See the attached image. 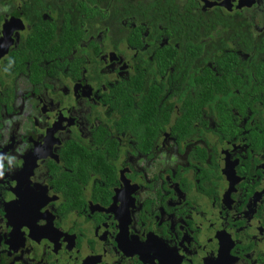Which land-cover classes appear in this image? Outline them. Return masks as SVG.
I'll return each mask as SVG.
<instances>
[{
    "label": "flooded vegetation",
    "instance_id": "obj_1",
    "mask_svg": "<svg viewBox=\"0 0 264 264\" xmlns=\"http://www.w3.org/2000/svg\"><path fill=\"white\" fill-rule=\"evenodd\" d=\"M223 2L201 10L200 0H0V24L20 35L0 57L3 156L19 158L16 148L40 139L57 100L70 113L68 105L76 104L78 115L81 98L95 99L86 120L61 121L59 131L67 128L69 138L54 154L59 160H47L45 187L58 196L50 201L49 214L61 235L37 240L25 234L18 248L0 245V264H83L89 254L95 264H145L117 239L125 228L112 210L113 196L125 182L132 188L129 234L135 224L144 235L154 230L174 236L183 254L180 264H207L219 256L222 243L231 244L233 264H264V99L246 98L239 110L231 94L220 90L228 113L200 104L197 114L196 107L190 111L187 98L195 100L196 93L185 91L187 83L165 77L166 71L155 73L162 59L173 71L179 54L189 49L195 54L189 66L195 78L228 81L243 75L239 66L258 77L255 64L264 62V0L239 8L235 0ZM247 9L252 12L244 13ZM46 22L54 24L55 35L44 48L33 45ZM62 31L68 42L56 43L68 46L54 51ZM171 47L176 56L169 60ZM109 62L120 69L115 82L100 71ZM259 81L263 85L264 78ZM88 87L92 92L86 96ZM239 92L248 91L233 90ZM152 96L164 106L161 112L156 106L162 125H153L142 112ZM185 101L187 113L181 108ZM177 122L185 129L182 135L174 130ZM81 123L89 134L78 131ZM148 125L153 129L144 133ZM104 161L114 164L109 174Z\"/></svg>",
    "mask_w": 264,
    "mask_h": 264
},
{
    "label": "snow or ice",
    "instance_id": "obj_2",
    "mask_svg": "<svg viewBox=\"0 0 264 264\" xmlns=\"http://www.w3.org/2000/svg\"><path fill=\"white\" fill-rule=\"evenodd\" d=\"M220 2L224 3L223 0H220ZM246 2L250 5L252 0L250 2L249 0H235L237 8ZM216 3L217 0H200L201 10L210 9ZM232 7L233 4L230 2L229 12ZM208 14L210 15L211 12ZM83 39L86 40L87 38ZM19 41V32L14 33L6 25L0 24V57H3L11 45L18 44ZM120 58L123 59V56L121 55ZM100 71L109 73L112 77L109 82H115L114 77L120 72V69L115 63L109 62L101 66ZM84 72L87 74L88 69L85 68ZM65 91H67V88H65ZM90 92H92L91 87L85 89L86 96ZM41 99L43 98L41 97ZM94 104L95 99L88 103L84 98H81L79 106L83 109V112L77 115L75 112L76 104L68 105L69 108L73 109L70 113L62 108L59 100H57L53 105L55 112L48 113L45 118L40 139L34 141L30 147L21 146L15 149L17 153L21 154L19 158L3 156V151L7 149L4 146L5 138L0 137V204H3V207H0V245H2V248H7L8 244H11L13 248L24 245L25 234L34 236L37 240L41 236L56 240L61 235L57 230L58 225L54 226L53 217L49 214L50 201L58 199V196L55 192L49 193V189L45 187L47 181L43 177L47 175V160L49 157H54L58 161L59 156L54 154L58 150L60 141L69 138L67 128L64 129L63 133L59 131L63 127L61 121H64L66 125H72L79 122L81 118L86 120L84 113H91ZM78 131L86 135L89 134L84 123L80 124ZM7 143L11 147V141ZM164 143L167 144V140ZM160 150L157 149V152ZM41 160L45 163L41 164ZM13 164L15 165L14 168L11 167ZM230 168L231 165L229 164L225 171ZM9 185L11 186L10 193L5 196L4 193ZM131 192L132 188L125 182L123 187L117 188L113 196L112 210L117 213L121 224L125 228V231L117 237L120 240V247L138 252L145 264H180L183 254L179 251V244L174 236L167 237L166 234L162 235L154 230H149L144 235L140 233L139 228L135 227V224L132 225L135 230L131 234L127 232V206L132 203ZM5 200L9 202L4 203ZM237 211H240V209ZM5 233H11V235L6 237ZM5 239L7 243H2ZM229 247H231V244L225 246L222 243L219 256L215 260L207 259V264H233V257L228 252ZM86 258L88 259L86 260ZM86 258L83 264H95L97 260L90 254ZM117 264H119V261Z\"/></svg>",
    "mask_w": 264,
    "mask_h": 264
},
{
    "label": "trees",
    "instance_id": "obj_3",
    "mask_svg": "<svg viewBox=\"0 0 264 264\" xmlns=\"http://www.w3.org/2000/svg\"><path fill=\"white\" fill-rule=\"evenodd\" d=\"M7 2L11 4L12 0H7ZM223 20H225L224 23H226V21H229L228 16L223 17ZM53 29H54V24L46 22V26L43 27V29L41 28V32L40 31L38 32V35L36 36V41L33 40V45L37 44L42 48L46 47V44L48 43L47 41L51 38V36L55 35V33L53 32ZM60 35L61 36L59 37V39L54 40V43L52 44V47L55 46L53 49L54 51L62 48L63 46H68V44L56 43V42H68V36L66 34V31H62ZM171 52L169 56L167 57L169 60L171 57L176 56L175 55L176 52L174 49H172V47H171ZM262 52H264L263 49H262ZM194 57H195V54L193 53V51L186 49L184 53L179 54L180 64L175 65L173 67V71L170 69V67H168L169 63H168V60L166 59L164 60L162 59V66L159 68L158 71H155L157 75L165 73L166 71L165 77L166 76H168L169 78L173 77L175 80L177 79L179 83L180 82L187 83L185 91L192 90L194 93H196L195 100L192 97H189V98L186 97L187 100L190 101V103H192L191 109H190V105H188L189 104L188 101H185V103L181 106L182 110L185 113H187V110L189 109L192 112L194 110V107L197 108L200 106V104H206L209 106H213L218 111H223L224 113L227 114L228 110L226 106L229 105L226 99L227 96L224 94H220L219 93L220 90L228 94H231L230 98L234 101L235 106L240 107L239 110H243L242 107L247 105L244 100L246 98H252L253 100L264 99V83L262 85L259 81V78H261L262 80L264 78V62L255 64L257 67L256 73L258 74L259 78L257 77V75H255V73L254 75H251V74L246 73L245 71H242L241 66H239V69L237 71L243 74L241 76H238L240 74H237L231 79H229L228 81H226L224 77L206 80V79H200V78H197V77L195 78L191 76L189 72V69L191 70V68H189V66L193 65L192 63H193ZM252 65L254 66V64ZM234 89H237L239 91L247 90L248 92L233 93ZM187 95H189V93ZM156 106H158V109L160 112L163 110L162 108L164 106H162V104L161 106H159L157 100H154V96H152V99L150 100V102L147 105H145L142 110V112H144L145 115L147 114V116H149V120L151 123H153V125L159 124L160 122V120L156 118V112H157ZM199 111H200V108H197L196 113L198 114ZM121 120H123V118H121ZM177 123H178L177 126L175 125L173 126L174 130L176 131L179 130L180 135H182L185 129L182 127L180 122H177ZM159 125H162V124H159ZM157 126L158 125H156L155 127ZM150 128L153 129V126L148 125V128L147 129L145 128L144 133L148 132ZM151 142L152 141L150 140L149 143L151 144ZM101 166H103V171L105 172V174L106 173L109 174V170L112 169V167L114 168V164L111 165L108 162L106 163L105 161L101 163Z\"/></svg>",
    "mask_w": 264,
    "mask_h": 264
},
{
    "label": "rangeland",
    "instance_id": "obj_4",
    "mask_svg": "<svg viewBox=\"0 0 264 264\" xmlns=\"http://www.w3.org/2000/svg\"><path fill=\"white\" fill-rule=\"evenodd\" d=\"M258 8H259V6H256V11H254L255 14L257 13ZM250 12H252V11H250V9H247V10L244 11V13H246V14H250ZM261 19H262V16L258 14L256 16V20L260 21ZM134 166H136V165H134ZM170 167H173V163L171 161H170Z\"/></svg>",
    "mask_w": 264,
    "mask_h": 264
},
{
    "label": "bare ground",
    "instance_id": "obj_5",
    "mask_svg": "<svg viewBox=\"0 0 264 264\" xmlns=\"http://www.w3.org/2000/svg\"><path fill=\"white\" fill-rule=\"evenodd\" d=\"M41 26V25H40ZM260 75V74H259Z\"/></svg>",
    "mask_w": 264,
    "mask_h": 264
}]
</instances>
